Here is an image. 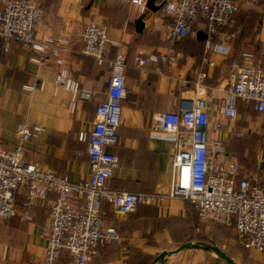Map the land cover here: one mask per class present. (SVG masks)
I'll use <instances>...</instances> for the list:
<instances>
[{"label":"crops","instance_id":"0c3cea01","mask_svg":"<svg viewBox=\"0 0 264 264\" xmlns=\"http://www.w3.org/2000/svg\"><path fill=\"white\" fill-rule=\"evenodd\" d=\"M36 1L44 10L39 37L65 36L70 40L64 53L70 74L80 82L81 89L93 93V98L78 97L73 105V93L55 86L58 66L53 58L33 61L32 57L37 55L34 51L17 41L5 50L0 38L1 149L9 150L17 145L15 133L19 123H40L44 131L26 144V159L66 173L73 181L89 177L88 141L80 140L78 135L88 136L93 129L96 107L106 99L111 75L109 61L123 52L127 96L122 102L123 118L118 128L121 142L110 148L119 157L120 165L108 182L109 187L154 194L168 191L176 150L169 137L154 130V116L176 112L197 98L206 101L210 137L225 141L229 152L236 157L239 179L264 184V121L254 119L264 118V115L252 105L245 107L240 100L236 119L223 114L224 98L234 77L233 63H243V53L253 52L256 45L262 51L264 63V0L254 7L241 8L237 24L244 33L228 43L229 54L209 47L208 37L202 41L197 39L199 30L206 32L201 20L195 35L175 42L178 56L173 65L135 63L138 57L162 51L166 46L172 21L170 18L161 20L162 8L144 14L145 28L138 32L136 20L143 14L130 3L120 0ZM166 1L170 0L157 3ZM3 2L0 0V8ZM256 14L260 15L259 26L251 34L249 22ZM91 22L108 26L110 41L105 46L106 61L102 64L82 54L81 33ZM218 41L219 36L212 43ZM26 85L36 88L29 92ZM218 121L223 122V127L216 131L214 125ZM15 195L18 205L27 199L25 192ZM55 197L56 193L51 192L35 198L33 221L18 216L0 225V264H43L50 205ZM101 212L104 225L116 228L120 239L101 246L87 264H149L152 258L157 262L156 257L162 251L186 237L190 223L202 220L194 206L180 198L140 204L136 211L126 214L103 200ZM72 262L71 254L64 252L56 264Z\"/></svg>","mask_w":264,"mask_h":264},{"label":"built area","instance_id":"2783aa9c","mask_svg":"<svg viewBox=\"0 0 264 264\" xmlns=\"http://www.w3.org/2000/svg\"><path fill=\"white\" fill-rule=\"evenodd\" d=\"M137 6L142 14L150 10L148 0H120ZM260 0H170L162 6L161 20L170 18L171 28L162 51L144 54L137 65L149 62H176L174 44L177 40L195 35L199 22H205L207 44L214 51L229 54L228 43L239 32L236 16L242 3L257 4ZM44 24L43 7L36 0H4L0 8V38L5 50L14 41L37 55L33 61L53 58L58 66L55 86L64 87L78 97L88 100L93 93L81 89L80 82L70 74L64 53L70 40L65 36L39 37ZM155 27V26H154ZM219 41L213 44L215 37ZM82 54L97 63L106 61L105 46L110 41L108 26L91 22L81 33ZM213 44V45H212ZM111 75L106 99L95 110L93 129L80 140L88 141L91 173L82 181H73L37 161L25 157L26 144L38 137L44 126L40 123H19L13 149L0 148V225L13 217L34 220V200L51 192L43 264H56L64 252L72 256L71 264H87L106 243L119 240L116 228L106 227L101 212L103 200L109 201L122 213L136 211L140 204H152L157 199L180 198L189 201L202 220H214L233 227L246 250L264 252V184L248 178L239 179V163L229 152L225 141L210 137L211 122L206 101L191 100L176 112H161L154 116V130L169 137L175 147L173 178L166 193L119 191L109 187L119 167V157L110 148L121 142L118 128L123 118V100L127 96L126 58L123 52L109 61ZM234 77L224 98L223 114L229 119L238 117V101L252 105L264 115V65L251 52L243 53V63L234 62ZM161 72V68H158ZM36 87L26 85L32 92ZM223 122L214 129L219 131ZM25 192L21 205L16 193Z\"/></svg>","mask_w":264,"mask_h":264},{"label":"rangeland","instance_id":"374dc122","mask_svg":"<svg viewBox=\"0 0 264 264\" xmlns=\"http://www.w3.org/2000/svg\"><path fill=\"white\" fill-rule=\"evenodd\" d=\"M256 4H248L242 3L240 5L239 12L240 13L242 7H254ZM260 15H255L249 23L251 24L250 30L251 34H254L258 29L257 26L258 19ZM238 23V21H237ZM239 25V24H237ZM244 29L240 28L237 33L238 36L244 33ZM236 37V39L238 38ZM254 51L251 52L255 59L260 62L262 65L263 57L262 51L258 49V46H255ZM260 119V121H264L262 117H256L255 120ZM198 220V221H197ZM194 223H190L189 230L185 238L182 241H174L173 247L168 250H175L180 245L186 242H206L210 244H214L222 248L226 251L231 257L234 258L236 262L239 264H264V252H259L255 250H246L239 241V237L236 234L233 227L222 225L221 223H217L213 220H199L197 219ZM164 252V251H162ZM161 252V253H162ZM165 260V261H164ZM163 261H154V258L150 259L149 264H226V262L221 259L218 254L214 251H206L203 249H184L179 251L178 253L167 256Z\"/></svg>","mask_w":264,"mask_h":264},{"label":"water","instance_id":"95a60500","mask_svg":"<svg viewBox=\"0 0 264 264\" xmlns=\"http://www.w3.org/2000/svg\"><path fill=\"white\" fill-rule=\"evenodd\" d=\"M158 0H148L147 6L150 11L157 12L160 10L163 6V3L158 4ZM145 15H141L136 20V28L138 32H143L145 28V22H144ZM208 37L207 33L203 30H199L197 32V39L202 41L206 40ZM184 249H203L206 251H214L218 254V256L223 259L226 264H239L234 260L233 257H231L226 251H224L222 248H220L217 245L206 243V242H186L180 245L177 249L171 250V251H164L159 256L156 257V261H163L167 256H170L172 254L178 253L181 250Z\"/></svg>","mask_w":264,"mask_h":264},{"label":"trees","instance_id":"16d2710c","mask_svg":"<svg viewBox=\"0 0 264 264\" xmlns=\"http://www.w3.org/2000/svg\"><path fill=\"white\" fill-rule=\"evenodd\" d=\"M260 1H262V0H260ZM260 1H259V2H260ZM259 2H258V3H259ZM203 23L205 24L204 21H203ZM232 58H233V57H232ZM244 141H245V140H244ZM190 204H191V203H190ZM197 221H198V220H197ZM194 222H195V221H194ZM194 222H193V223H194ZM217 223H219V222H217ZM221 224H222V225H225V224H223V223H221ZM225 226H227V225H225Z\"/></svg>","mask_w":264,"mask_h":264}]
</instances>
